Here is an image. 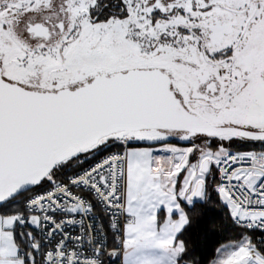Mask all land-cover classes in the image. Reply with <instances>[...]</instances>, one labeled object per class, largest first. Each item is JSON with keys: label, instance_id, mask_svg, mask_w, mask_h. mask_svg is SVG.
Masks as SVG:
<instances>
[{"label": "snow or ice", "instance_id": "snow-or-ice-1", "mask_svg": "<svg viewBox=\"0 0 264 264\" xmlns=\"http://www.w3.org/2000/svg\"><path fill=\"white\" fill-rule=\"evenodd\" d=\"M0 264H264V0H0Z\"/></svg>", "mask_w": 264, "mask_h": 264}]
</instances>
